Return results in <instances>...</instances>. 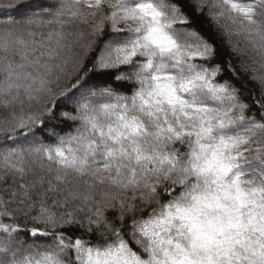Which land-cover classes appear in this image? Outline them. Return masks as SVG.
Listing matches in <instances>:
<instances>
[{
    "label": "snow or ice",
    "instance_id": "6c2138e0",
    "mask_svg": "<svg viewBox=\"0 0 264 264\" xmlns=\"http://www.w3.org/2000/svg\"><path fill=\"white\" fill-rule=\"evenodd\" d=\"M0 264H264V0H0Z\"/></svg>",
    "mask_w": 264,
    "mask_h": 264
}]
</instances>
